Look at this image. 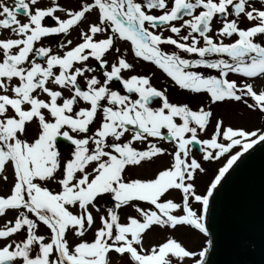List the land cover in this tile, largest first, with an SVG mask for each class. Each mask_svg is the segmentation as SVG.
<instances>
[{"label": "snow or ice", "instance_id": "6c2138e0", "mask_svg": "<svg viewBox=\"0 0 264 264\" xmlns=\"http://www.w3.org/2000/svg\"><path fill=\"white\" fill-rule=\"evenodd\" d=\"M92 14L95 19L80 28ZM214 19L220 22L216 39ZM73 27L78 42L65 39L56 51L40 43L51 34L67 37ZM0 29L10 33L0 35V172L10 166L13 175L8 192L0 194V217L14 213L0 226V239L7 241L0 245V264H112V253L127 256L130 264H202L206 248L191 251L173 236L145 247L144 234L153 226H192L207 235L213 190L243 152L264 142V130L217 119L209 138L201 139L210 109L171 102L149 75L123 76L133 68L127 49L119 54L117 48L112 60L107 56L117 40L130 42L135 57L154 64L180 89L206 93L210 104L243 101L264 113V86L249 82L264 78V0H80L75 8L58 0H0ZM165 30L173 35L164 36ZM164 44L176 50L166 52ZM89 58L97 65L90 66ZM200 66L218 75L192 70ZM230 73L245 79L238 84L227 78ZM113 81L124 94L110 86ZM34 121L29 137L27 125ZM59 137L73 146L68 157L58 150ZM156 140L174 144L168 166L150 177L126 178L128 167L165 154ZM134 141L147 146L138 149ZM194 145L204 161L227 155L202 194L195 190V174L205 169L191 156ZM173 191L179 202L169 198ZM102 196L114 202L103 212L97 204ZM191 200L202 206L199 212ZM121 208L135 215L121 222ZM40 225L47 236L38 234ZM90 230L91 239H84ZM69 232L78 242L70 243ZM20 233V239H9Z\"/></svg>", "mask_w": 264, "mask_h": 264}, {"label": "rangeland", "instance_id": "374dc122", "mask_svg": "<svg viewBox=\"0 0 264 264\" xmlns=\"http://www.w3.org/2000/svg\"><path fill=\"white\" fill-rule=\"evenodd\" d=\"M8 4H12V0H6ZM40 2L43 5H49L50 0H40ZM80 0H58V3H60L62 6H71L76 7ZM57 15H62L61 13L57 12ZM18 18L21 21L25 20V17L23 15H19ZM93 19H95V15L92 14L89 16L88 20H86L84 23L80 24V28H83L86 23L91 22ZM45 23L50 24L51 21L47 20ZM242 23V22H241ZM246 21V25H247ZM242 25V24H241ZM78 29L76 27H73V29L70 32V35L65 37L63 34H51L47 38H42L41 42L42 44L49 46L52 48L53 51H56L58 49V45L63 42L65 39H71L73 43L78 42ZM183 32V31H182ZM0 35L8 36L10 33L6 30L0 29ZM164 36L173 35L169 31L165 30L163 32ZM215 39L216 34H215ZM124 42V41H123ZM125 43V42H124ZM37 46H40L39 44ZM162 49L166 52L175 51L176 49L174 46L171 45H161ZM119 48L120 53L119 54H125V49H127L126 52V59L128 62H130L133 65L132 70L129 71H122V75L127 77L131 74H140V75H149L151 77V83L161 90H167L166 94L168 95L171 102H186L189 104L190 107H192L194 110L197 109L201 103H203L206 110L210 109L212 112V116L210 117V123L207 126V130L205 133H200V138H209V134L213 131V126L217 119H220L223 121L225 126H232V127H242L245 130L254 131L256 129H264V118L260 116L256 111L258 110H249L246 105H244L243 101H235V100H226L224 102H216L214 104L209 103V98L206 93H192L188 90H182L178 86L174 84V82L171 81L169 77L165 73H163L162 70L158 68L160 71L154 72L155 76H151V73H149L146 70V66H144L143 62L138 60L132 51L129 50L128 42L126 41V44L123 43H116L113 46V49L108 53L107 58L109 60H112L115 58L118 53H116V49ZM185 58H190L188 54H183ZM191 57H193L191 55ZM215 58V57H213ZM227 58V57H225ZM89 64L90 66H96L97 62L94 61V59L89 58ZM196 71H200L205 75L212 74V75H218L216 70L207 69L203 66L197 67L195 69ZM228 79H235L237 80L238 84L241 80H244L242 76L230 74L227 76ZM255 84L257 88L264 86V78H258L254 81H249ZM111 87L121 90L122 94V85H120L119 81H113L111 82ZM65 91V94H67V91ZM133 98L134 97V94ZM41 98H46L45 96L41 95ZM251 103V100H249ZM160 101L158 99H154L151 104L153 107L158 106ZM11 112V110H9ZM98 125L96 123L92 124L90 126L91 130H94ZM36 130V124L35 121L29 125H27V135L31 137L33 133ZM166 131V130H165ZM91 134V131L89 132ZM129 138V135H126L124 139ZM151 139V138H150ZM156 143L164 147L166 149L165 154L158 156L150 163H144L142 166L139 167H128L127 171L124 173L125 177H150L152 173L158 169L165 166H168V162L170 160V157L168 153L172 152L174 150V144L170 142L169 140H156ZM133 145L137 147L138 149H143L147 146L146 142L142 143L140 141H134ZM57 146L58 150L61 153L62 157H68L70 152L73 150V146L63 137H59L57 139ZM200 146L194 145L191 147V156L196 158L198 162L201 163V166L205 169L203 173H200L197 171L195 174V190L197 194H202L206 191L207 185L210 183L211 179L214 178V175L219 167L223 165L224 162H226L227 155L222 156L221 158L217 160H209L204 161L202 159V153L199 151ZM239 148L235 147L234 149L230 150L231 153H234L235 151H238ZM8 177V181L5 182L3 180V176ZM13 181V175L11 168H9L3 172H0V194H4L8 192L11 183ZM50 188H55L56 185L50 184ZM169 198H175L174 202H179L180 200V194L178 192H170ZM114 203L113 201H110V199L107 196H102L98 199L97 204L98 207L101 208V212H103L104 208L107 206H111V204ZM190 203L192 204L194 210H197L198 212L202 209V206L199 205L198 202L191 200ZM140 206L142 207H148V205L145 202H140ZM94 211V210H93ZM178 213L180 210H176ZM119 214L121 217V222H124V218L126 214L135 215V212L131 208H121L119 210ZM95 215V211H94ZM14 216V213L9 211L6 216L0 217V226H2L3 222L12 218ZM98 226V220L97 225ZM38 234H43L45 236L48 235V230L43 226L40 225ZM23 236V233H20V235H13L9 239L11 240H18ZM173 236L178 241H180L187 249L191 251H195L199 253V251L203 249H207V238L208 236L204 233L199 232V230L193 228L192 226H177L174 230L172 228H168L167 226L164 228H160L159 226H153L150 231H147L146 234H144L143 237V243L145 247H150L153 243L162 242L166 237ZM92 237V230H90L88 233H86L84 239H91ZM68 238L70 243L71 242H78L80 238L75 237L72 232L68 233ZM7 241L4 239H0V245L6 243ZM198 257V256H197ZM196 257V258H197ZM112 264H130L128 257L124 256L121 257L118 254L112 253L111 254ZM185 264H190L189 260L185 261Z\"/></svg>", "mask_w": 264, "mask_h": 264}, {"label": "water", "instance_id": "95a60500", "mask_svg": "<svg viewBox=\"0 0 264 264\" xmlns=\"http://www.w3.org/2000/svg\"><path fill=\"white\" fill-rule=\"evenodd\" d=\"M216 188L202 264H264V142L243 152Z\"/></svg>", "mask_w": 264, "mask_h": 264}, {"label": "bare ground", "instance_id": "6f19581e", "mask_svg": "<svg viewBox=\"0 0 264 264\" xmlns=\"http://www.w3.org/2000/svg\"><path fill=\"white\" fill-rule=\"evenodd\" d=\"M219 186H220V185H219ZM215 192H216V190H215ZM215 192H214V194H215ZM214 194H213V195H214ZM213 195H212V196H213ZM211 199H212V198H211Z\"/></svg>", "mask_w": 264, "mask_h": 264}]
</instances>
